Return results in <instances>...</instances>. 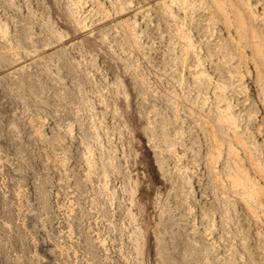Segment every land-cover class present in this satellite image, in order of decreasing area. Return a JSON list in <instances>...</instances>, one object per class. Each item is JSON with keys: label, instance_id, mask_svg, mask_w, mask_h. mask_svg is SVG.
Segmentation results:
<instances>
[{"label": "rangeland", "instance_id": "1", "mask_svg": "<svg viewBox=\"0 0 264 264\" xmlns=\"http://www.w3.org/2000/svg\"><path fill=\"white\" fill-rule=\"evenodd\" d=\"M0 264H264V0H0Z\"/></svg>", "mask_w": 264, "mask_h": 264}]
</instances>
